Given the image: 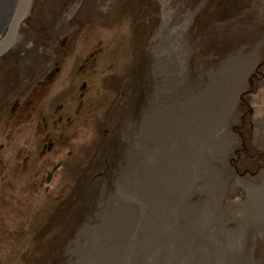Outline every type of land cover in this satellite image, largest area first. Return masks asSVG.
Here are the masks:
<instances>
[{
    "label": "rangeland",
    "instance_id": "rangeland-1",
    "mask_svg": "<svg viewBox=\"0 0 264 264\" xmlns=\"http://www.w3.org/2000/svg\"><path fill=\"white\" fill-rule=\"evenodd\" d=\"M28 12L34 25L13 48L35 50L40 33L58 52L54 104L70 82L75 93L54 115L51 151L40 153L41 93L27 92L26 127L17 112L16 129L0 125V264L264 261V221L249 227L264 203V0H32ZM168 53L179 63L171 85ZM231 62L241 74L223 162L222 128H209L221 123L203 122L211 137L198 148L177 134L186 101Z\"/></svg>",
    "mask_w": 264,
    "mask_h": 264
},
{
    "label": "flooded vegetation",
    "instance_id": "flooded-vegetation-1",
    "mask_svg": "<svg viewBox=\"0 0 264 264\" xmlns=\"http://www.w3.org/2000/svg\"><path fill=\"white\" fill-rule=\"evenodd\" d=\"M28 14L29 12L24 17L22 23L19 25L15 39L17 38L20 30L23 27L28 24L34 25L33 20L29 18ZM38 30L45 29L39 26ZM36 37V43L38 44V47L35 50L33 48H26L24 51L23 43L21 45V48L23 49L22 51L14 49V39L10 47L0 58V66L2 62L6 61V64L4 63L0 67V70L2 71V73H0V106H2V110L0 109V125L3 124L4 128H6L7 126L9 131H12V129H16L17 126L13 128V117H19V114H22V112H24L25 106L27 107L30 101V98L28 96L29 93L27 92L41 93L40 100L42 102V106L41 108H39L46 115L43 114L40 117V122L42 123V127L47 130L43 134L44 143H42L40 146V153H45L51 151L54 147V141L52 140L54 124L56 121L59 122L61 120L60 116H55L54 120V115L59 109H61L62 106L65 107V109H68L70 107V103H72L71 96L75 93V87L74 84L70 82L73 81L71 79L72 76L68 77V75L66 74L63 80L70 82L64 91L65 95L63 96L66 98H63V104L60 102L54 104L56 97H60L59 86L61 82V76L59 74L60 66L59 63H57V61L59 60L58 52L56 50V47L54 45H51L50 42L48 44L42 41L40 33H38ZM37 52H40L38 54L45 55L46 57L50 55L49 60H46V57L41 58L40 56H38L40 58L36 60L34 58V55ZM14 70L17 71V73H15ZM84 85L85 81H82L81 87H84ZM80 105H82V102H79L76 108L78 109ZM3 111H7V116H4ZM16 112L19 114H16ZM22 115L23 117H26L24 113ZM25 117L24 122H21L19 120L18 125L24 124V127H26L29 118ZM26 141L27 136L24 137V144L26 143ZM2 146L3 144L0 143V149L2 148ZM28 157V153L24 154V161H26ZM58 166L59 163L55 162L51 166V168L45 172V182H49L51 180L52 175L58 168ZM44 189H47V185L44 186Z\"/></svg>",
    "mask_w": 264,
    "mask_h": 264
},
{
    "label": "bare ground",
    "instance_id": "bare-ground-1",
    "mask_svg": "<svg viewBox=\"0 0 264 264\" xmlns=\"http://www.w3.org/2000/svg\"><path fill=\"white\" fill-rule=\"evenodd\" d=\"M13 1L14 0H0V35H1L2 30L6 24L7 17L10 13L11 8H12ZM167 48L171 49L169 44H167ZM167 57H168V60H167L166 64H164L162 67L165 68V70H168V69L171 70L169 75L166 77L168 85H171L178 77L176 69H177L179 63H177V61H172L171 59H169V57H170L169 53L166 55L162 54L160 56V58H167ZM246 64H247V62H246ZM240 74H241V72L237 69V66L234 63H232V62L227 63V64H225L224 67H222L217 72L212 74L210 82L206 87H204L201 91H199L198 94H196L195 96L190 98L188 101H186V104H188L187 106L190 107V110L187 109L185 114H183L184 116L183 117L180 116V120L177 119V120L181 121V126H180L181 128H179L178 134H177V141H178L177 145L180 146L181 144H184V142L186 140H188V136H189L190 147L192 149H194V147L198 148L199 145H202L200 142L201 139H199L200 136L203 139H205L207 136H208V138L211 137L208 129L206 128V126H204L203 122L209 120L213 124L221 123V124L213 126V127H209V126L208 127L210 129H215L216 131L219 128H222L221 133L219 134V137L216 136L217 142L215 145L218 146L219 148H222V146H225L224 147V148H226V150L224 152L225 155L222 154V150L219 151L221 154V157L224 158V159H222L223 162L225 161V158L227 156V152L230 149V146L233 142V133L230 130L231 125L228 124L229 123V117L224 118V115L227 116V111H226L225 107L230 105L231 99H232V97H234L233 95L237 92V90L239 88V87H237L236 84L239 81ZM258 103H259V99L256 98L254 101L255 108H257ZM164 108H165V106L163 107V109ZM190 129H191V134H189ZM198 132H200V133H198ZM180 135L182 138L180 137ZM192 149H191V151H192ZM203 150H204V148H203ZM180 152H182V151H180ZM188 152H190V151H188ZM224 169L225 170L221 173V176H222L221 180L224 177H226L225 174H229V169L226 166ZM259 181H260V183H257V184H259V186L262 189H264V176H261L259 178ZM262 206H261V211H260L261 213L259 214L260 219L254 223H250V225H249L250 229H254L253 233H255V234L260 230L261 223L264 221V210H262V209H264V203L262 204ZM228 236H229V234H228ZM237 245H239V244H237ZM248 253L250 255V252H248ZM246 254H247V252H246ZM250 256H248V257H250ZM210 258H211V261L214 263V259L216 257L214 258L212 256V254H210ZM233 260L234 259L231 260L230 264H233ZM250 262H251V264H264V261H262V259L257 260V261L254 259H251ZM216 264H218V263H216Z\"/></svg>",
    "mask_w": 264,
    "mask_h": 264
},
{
    "label": "water",
    "instance_id": "water-1",
    "mask_svg": "<svg viewBox=\"0 0 264 264\" xmlns=\"http://www.w3.org/2000/svg\"><path fill=\"white\" fill-rule=\"evenodd\" d=\"M32 0H14L0 35V58L14 41L17 29L27 15Z\"/></svg>",
    "mask_w": 264,
    "mask_h": 264
}]
</instances>
